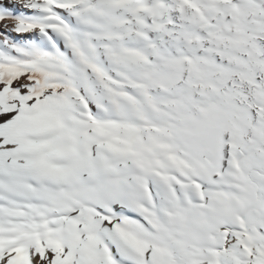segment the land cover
<instances>
[{
    "label": "snow or ice",
    "instance_id": "6c2138e0",
    "mask_svg": "<svg viewBox=\"0 0 264 264\" xmlns=\"http://www.w3.org/2000/svg\"><path fill=\"white\" fill-rule=\"evenodd\" d=\"M0 264H264V0H0Z\"/></svg>",
    "mask_w": 264,
    "mask_h": 264
}]
</instances>
